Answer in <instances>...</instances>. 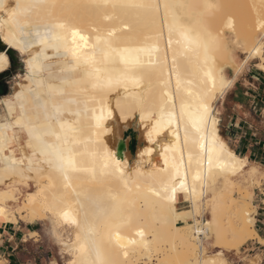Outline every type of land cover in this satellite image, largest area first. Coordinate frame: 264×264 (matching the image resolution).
I'll return each mask as SVG.
<instances>
[{
	"label": "bare ground",
	"instance_id": "obj_1",
	"mask_svg": "<svg viewBox=\"0 0 264 264\" xmlns=\"http://www.w3.org/2000/svg\"><path fill=\"white\" fill-rule=\"evenodd\" d=\"M140 3L159 7L124 6ZM258 21H264V0H0V56L6 57L0 73L12 66L10 54L25 70V83L0 99V222L16 219L8 201L18 200L16 183L25 181L35 190L25 194L23 207L31 223L50 221L70 253L66 264H141L144 257L143 264H234L223 251L209 253L201 235L210 232L222 247L231 232L235 253L257 235L249 187L243 198L230 196L248 160L221 135L215 101L234 83L223 72L229 61L240 69L259 59L264 73ZM61 23L87 36V46L77 37V49L71 31L57 27ZM229 34L244 49L242 63ZM57 52L66 72L49 79L47 66ZM120 53L133 62L131 72ZM93 55L95 65L86 64ZM109 77L122 83L105 86ZM204 105L207 123L197 133L193 123ZM135 120L144 145L132 163L127 150L118 151V122L127 127ZM49 124L61 140L43 135ZM29 128L54 148L70 147L77 170L68 168L65 179L54 155L40 154ZM181 200L187 208H178ZM65 211L76 223L64 219Z\"/></svg>",
	"mask_w": 264,
	"mask_h": 264
},
{
	"label": "rangeland",
	"instance_id": "obj_2",
	"mask_svg": "<svg viewBox=\"0 0 264 264\" xmlns=\"http://www.w3.org/2000/svg\"><path fill=\"white\" fill-rule=\"evenodd\" d=\"M228 37L230 38L231 47L235 50L236 57L238 58V61L241 63L242 60L245 58L246 54L243 53L244 49H242L241 46L235 43L233 40L234 35L229 34ZM228 38V39H229ZM58 53V52H57ZM57 53L53 55V59L50 58V63L47 66L46 70V76L50 79L51 77H61L63 73L66 72V68L64 65H66V61L61 57H57ZM18 56V55H17ZM57 58H54V57ZM11 62L12 66L10 67L9 71H6L4 73H0V99L3 96H8L14 92V90L17 88L18 82H24V74L25 70L24 67L21 68L20 61L21 58H18V60L15 59V57L12 55ZM59 59V60H58ZM259 63L260 60L256 59L253 61H250L248 63H245L242 65V67L239 69L237 67L236 63H233L232 61H229L227 66L225 67V72L227 76H237V83L233 85L230 89H227L226 92H224L222 95L219 94L216 101H215V114L221 119L220 125H219V131L223 138L228 141V144L235 150L238 149V146L240 145L241 135H247V146L248 150L251 149L254 146L255 141H257L259 144V147H261L260 150V156L261 159H257V161H253L251 163H248V166L245 170L241 171L238 175L234 177V182L237 185L234 184V189L232 191V195L236 198H243L242 196L246 194L247 190H251L253 194V206L251 207L253 209L254 215L259 214L260 216V206L262 199H264V117L260 116L259 119H253L249 116V113L247 112L245 115L247 116L248 123L246 124L247 128H240L239 133H236L235 136H230L229 138L226 135L225 127H226V121L224 119L229 118V116L232 115V112H230V108L234 106L235 103L241 102V103H247L248 105H251L255 101L253 100H246L245 98H242L244 96L245 92H249V95H256L258 92L261 93L260 97H263L264 100V85L260 87L259 82ZM232 66V67H231ZM54 67V69H53ZM54 70V71H53ZM239 70V71H238ZM53 71V73H52ZM239 94V95H237ZM247 97V96H244ZM238 99V101H237ZM4 106H0V111L3 113ZM225 109V110H224ZM244 116V114H241ZM228 116V117H227ZM223 120V122H222ZM119 130L121 128V134L120 138L121 140L126 142V148L129 157L132 161V163H135L136 157H138V150L142 145H144L143 140V133L140 129L137 120L132 122L129 126L124 127L121 125V123L118 122ZM246 131H248V134H245ZM141 132V133H140ZM230 134V132H228ZM140 137V138H139ZM115 140H113L114 142ZM128 141V142H127ZM115 144L117 143L114 142ZM24 145V141L21 140L20 143L17 144V154L19 157L23 156V149L21 147ZM258 145V144H257ZM128 146V147H127ZM22 150V151H21ZM38 160H35V162L32 165H37ZM21 166L24 168L28 167L29 163L26 160H23L20 162ZM257 166V169L252 170V166ZM256 172V173H255ZM241 175V176H240ZM29 183L31 182L33 184V181L30 179ZM12 180L8 181L10 183ZM18 182V181H16ZM239 182V183H238ZM17 188H20L17 191V201H8L9 202V210L14 214L16 217L13 222H17L19 219H22L23 221L29 222L30 217L28 215L27 210L23 207V199L26 193L29 191L35 190V187H30L26 185L25 181H21L16 183ZM249 187V189H248ZM239 189V190H238ZM240 191V192H239ZM246 191V192H245ZM246 196V195H245ZM22 201V202H21ZM184 201V200H183ZM21 203V204H20ZM21 206H17V205ZM183 204L189 205V203L186 201ZM258 216V217H259ZM210 217L209 211L208 213L203 214V219H208ZM6 221V220H5ZM12 221V220H7ZM3 222V221H2ZM0 222V224L2 223ZM38 223V230L32 231L31 236L35 237L34 242H29L26 244V251L28 252L27 258H31L34 261L37 260L40 264V260L43 258V260H48L49 264H66L70 253L68 250L63 249L64 245H62L61 242H59L55 236L52 234V225L50 221L44 220V221H37ZM182 224V222H180ZM256 220L254 226H256ZM264 226V225H261ZM230 232V231H229ZM228 232V233H229ZM226 233L225 235H227ZM64 237L68 235V232L66 230L63 231ZM203 237L201 235V239L203 244L209 249V253L213 254L219 251L224 252V256L226 257L227 261L232 262L234 264H259V258L253 257L251 254L246 252L244 254V249H242V246L240 247V253H235L236 247L235 244L237 241L234 237H232V233L230 232L227 237V241L224 240V243L221 245L225 246H219L220 244H217V241H215L214 237ZM229 237L232 238L229 239ZM229 240V241H228ZM234 242V243H233ZM233 247V248H232ZM223 248V249H221ZM258 260V262H255V260ZM148 259L144 257V259L141 260V264H143ZM0 264H4V261L0 259ZM45 264V262L43 263ZM159 264H164L162 261L159 262Z\"/></svg>",
	"mask_w": 264,
	"mask_h": 264
},
{
	"label": "crops",
	"instance_id": "obj_3",
	"mask_svg": "<svg viewBox=\"0 0 264 264\" xmlns=\"http://www.w3.org/2000/svg\"><path fill=\"white\" fill-rule=\"evenodd\" d=\"M226 66L227 65L223 67V72L225 76L229 78L231 76H227L225 72ZM259 70L262 71L260 68ZM232 77L235 78L233 83V85H235L238 81L237 76L235 75ZM258 79H260L259 85L262 87L264 85L263 72L259 73ZM249 94V92H245L244 96L247 97L243 96L242 98H245L246 100H253L255 101L254 103L248 105L247 103L237 102L234 106H232V108L228 109L232 112V115L229 116V118L224 119L226 121V127L224 129L228 138L231 135L235 136L236 133H239L240 128H247L246 124L248 123V120L245 115L247 112L249 113V116L255 120L259 119L260 116L264 117V100L263 97H260L261 93L258 92L256 95ZM241 114H244V116ZM228 132H230V134H228ZM248 133L249 132L246 131L245 134ZM240 138V145L238 146V149H235V151L246 157L248 163L261 159V147H259L260 143L255 141L254 146L248 150L247 135H241ZM184 202L186 201L181 200L178 204V208H187L188 205L183 204ZM261 205L260 216L259 214H256L255 216L257 224L254 226V229L257 232V235L250 237L242 245V249H244V254L246 252L252 253L251 255L253 257L259 258V264H264V226H261L264 225V199H262ZM35 230H38V223H29L23 221L22 219H19L17 222L3 221L0 224V259L4 261V264H39L37 260L34 261L31 258H27L28 252L26 251V244L35 241V237L31 236V232ZM44 262L45 264H49L48 260H43L42 258L40 260V264H43ZM255 262H258V260L256 259Z\"/></svg>",
	"mask_w": 264,
	"mask_h": 264
},
{
	"label": "snow or ice",
	"instance_id": "obj_4",
	"mask_svg": "<svg viewBox=\"0 0 264 264\" xmlns=\"http://www.w3.org/2000/svg\"><path fill=\"white\" fill-rule=\"evenodd\" d=\"M124 6H127V7H137V8H145V9H150V8H153L155 7L157 10H158V5H152V4H145V3H140V4H130V5H124ZM113 7H115V5H113ZM167 7V5L165 6ZM209 7H212V5H209ZM16 8L19 9L20 8V5L17 4L16 5ZM58 28H62V29H65V28H68V26H66L65 24L61 23V24H58L57 25ZM258 27L261 29V30H264V21H258ZM69 31H71V35H72V43L73 45L76 46V48L78 49L79 48V45L77 44V40L76 38L79 37V40L82 41L84 43L85 46H87V43H88V37L85 36V35H82L79 31L75 30V29H71V28H68ZM99 37H97V40L99 41ZM185 39L188 40L190 43L192 42L191 38L187 35V32H185ZM169 43H171V40H169ZM112 51H116L115 49H112ZM128 50L125 49L123 50V52H127ZM257 52H259L260 50L257 49L256 50ZM73 55H76V53L74 52ZM109 56H110V53L109 52H104V60L107 61L109 59ZM6 59V57H3V56H0V60H4ZM120 59L121 61L126 65V72H131L132 69L130 67H127L129 64L133 63L132 61L128 60L124 55L123 53H120ZM77 62L79 63V57H77ZM96 58H95V55L91 56V57H86L85 58V63L86 64H91V65H95L96 63ZM138 63V61H136ZM95 72L98 74L100 72V69L96 68L95 69ZM89 75H91V73H89ZM97 78L99 79V76H97ZM122 83V80L117 77L116 79H113L111 77H109V79L106 81V85L105 86H112L113 84H120ZM95 86V85H94ZM207 113H208V108L206 105L203 106V112L200 114L199 116V123H196L194 122L193 123V128L195 129V131L197 133H200L201 132V126L205 125L207 123ZM97 119V126H99V122L103 119V112H101V115L96 117ZM20 121H17V124H19ZM215 122L213 121V124ZM60 129L61 130H64L65 129V125L64 124H60ZM71 132H75L76 129H70ZM28 135L30 138H34L35 140H37L38 142H40V154L41 155H54L55 157V162H56V165L57 167L61 170V171H64L65 173V179H67V169L68 168H71L72 170H77L76 169V164H75V160L73 158V154H72V149L69 147V148H66V149H57V148H54L53 145L51 144H47L43 141L42 139V135L41 134H36L34 133V131L29 128L28 129ZM43 135H51V136H54L56 140H61V134L56 132L55 129L52 128L51 124H49L48 126V131L45 132ZM64 139H65V143H67V133L64 134ZM200 139L203 140L204 137L203 136H200ZM186 140H187V135H186ZM5 142L6 139H5ZM28 147L29 148H32L33 147V144L31 142V139L29 140L28 142ZM200 147L203 148L204 145L203 143L200 144ZM220 148L221 150L224 149V146L223 145H220ZM212 149L209 150V152L211 153ZM33 155H36V152L34 151L33 152ZM229 155H231L229 153ZM190 160H191V157H190ZM49 164L53 163L52 160H48L47 161ZM208 162H209V165H211L212 163V156L211 154L209 155V158H208ZM31 163V161H30ZM119 163V162H117ZM195 179H199V174H197V176L195 177ZM180 186L181 187H184V181L181 180L180 181ZM175 188L172 189V192L175 193ZM174 198V196H173ZM63 217L65 220H69L71 219V222L72 223H76V221L74 219L71 218L70 216V213L68 211H65L62 213ZM140 235H143V233H140ZM119 238V237H118Z\"/></svg>",
	"mask_w": 264,
	"mask_h": 264
},
{
	"label": "water",
	"instance_id": "obj_5",
	"mask_svg": "<svg viewBox=\"0 0 264 264\" xmlns=\"http://www.w3.org/2000/svg\"><path fill=\"white\" fill-rule=\"evenodd\" d=\"M13 54H10V56H12ZM126 148V142L121 140L118 144V151L119 153H122Z\"/></svg>",
	"mask_w": 264,
	"mask_h": 264
},
{
	"label": "trees",
	"instance_id": "obj_6",
	"mask_svg": "<svg viewBox=\"0 0 264 264\" xmlns=\"http://www.w3.org/2000/svg\"><path fill=\"white\" fill-rule=\"evenodd\" d=\"M260 72H262V71H260Z\"/></svg>",
	"mask_w": 264,
	"mask_h": 264
}]
</instances>
